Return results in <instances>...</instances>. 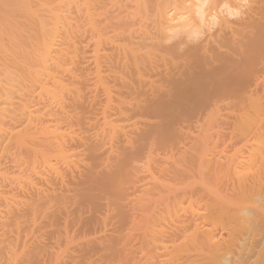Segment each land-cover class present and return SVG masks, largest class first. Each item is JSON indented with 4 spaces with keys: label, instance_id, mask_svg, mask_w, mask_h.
<instances>
[{
    "label": "bare ground",
    "instance_id": "obj_1",
    "mask_svg": "<svg viewBox=\"0 0 264 264\" xmlns=\"http://www.w3.org/2000/svg\"><path fill=\"white\" fill-rule=\"evenodd\" d=\"M242 3L244 0H0V264H40L49 257L52 260L47 264H91V257L101 248L100 242L93 245L90 240L96 227L91 221L94 225L96 221L89 215L103 208L102 199L108 202L101 193H113L116 204L115 196L123 194V187L127 189L123 183L128 164L143 159L144 165L154 152L157 156L151 157H158L159 145L153 152L147 143L173 146L181 135L188 138L190 134L193 150L189 151L190 146L183 149L193 152L190 162L196 158L189 163L196 167L188 173H193L189 177L197 185L175 187L173 195L172 186L164 185L170 187L171 196L165 197L168 190L163 189L169 202L164 205L167 199L160 206L167 208V214L159 219L175 230L168 234L162 223L164 228L159 231L155 223L150 226L157 206H148L153 208L148 209L151 216L141 213L151 219V230L144 222L142 229L147 232L131 223L132 227L137 233L144 232V238L149 230L151 237V227L155 228L157 234L146 237L151 243L142 241L157 245L156 251L162 249L158 254L162 252L165 262L161 264H264V88L258 93L254 87L264 80L260 74L264 72V0H247L243 14L239 11ZM114 8L121 12L113 13L117 17L111 19L113 23L106 14ZM93 107L99 108L100 112L95 109L98 116H91L96 113ZM221 126L229 128V133L219 132ZM216 130L225 135L220 137L223 141H218ZM134 135L139 143L134 142L133 150L127 149ZM172 146L169 150L176 148ZM177 156L176 160L184 158L183 154L180 159ZM173 158V164L179 162L174 163ZM164 162L160 168L150 161L145 170L139 167L149 178L146 184L152 180L163 185L169 167ZM189 164L190 171L193 166ZM101 167L107 172H100ZM175 172L178 169L168 173L167 180L175 175L176 185L182 186L186 181H176L180 175L177 178ZM152 190L149 194L147 189L143 191L147 196L160 191ZM144 194L141 196L146 198ZM154 195L148 198L154 204L158 197L163 200L161 193L157 200ZM81 211L82 215L91 213L84 219ZM98 213L90 217L98 221ZM139 219L148 223V219ZM45 228V234L57 239L58 246L50 241L58 248L53 252L49 242H42V235L37 237ZM30 233L35 235L29 238ZM114 243L116 250L119 247ZM121 249L115 252H123ZM144 249L139 251L144 254ZM109 250L113 252L112 244ZM158 254H154L157 259Z\"/></svg>",
    "mask_w": 264,
    "mask_h": 264
},
{
    "label": "rangeland",
    "instance_id": "obj_2",
    "mask_svg": "<svg viewBox=\"0 0 264 264\" xmlns=\"http://www.w3.org/2000/svg\"><path fill=\"white\" fill-rule=\"evenodd\" d=\"M110 10H111V9H110ZM110 10H109V12H107L108 14H106V16L108 17V19L110 20V22L112 21V22L114 23V21H113L114 18H113V17H116V14L114 15L113 13H117L118 11L115 12L116 8H114V11H113V9H112V10H111L112 13H110ZM118 10H119V12H121L120 9H118ZM119 12H118L117 14H120ZM109 14H110V15H109ZM111 14H113V16H112ZM118 16H119V15H118ZM107 17H106V18H107ZM109 17H111V18H109ZM111 19H113V20H111ZM115 19H117V17H116ZM109 20H108V22H109ZM115 21H117V20H115ZM110 22H109V23H110ZM110 25H111V23H110ZM88 48H89V47H88ZM88 48L86 47L85 49L87 50ZM89 49H90V48H89ZM89 49H88V50H89ZM86 50H85V51H86ZM88 50H87V51H88ZM87 72H88V71H87ZM87 72H86V73H87ZM89 73H90V71H89ZM260 74L264 75V72H260ZM260 80H261V78H260ZM261 81H262V80H261ZM261 81H260V82H261ZM260 82H259V83L257 82L259 85L256 83V85H258V86H254V87H256V88L258 87V88H257L258 90H257L256 88H254V89L257 90V91L255 90V92H258V93L262 92V93H263L264 90L261 91V90H262L261 87L264 88V85H263V84H264V80H263V84H261ZM90 83H91V82H90ZM253 85H255L254 82H252L251 87H253ZM260 85H261V86H260ZM251 87H250V89H251ZM260 88H261V89H260ZM252 89H253V88H252ZM253 91H254V90H253ZM259 91H260V92H259ZM263 95H264V93H263ZM100 98H101V96H99V99H100ZM99 99H98V97L96 98L97 101H99ZM96 104H98V103H96ZM94 106H96V105H94ZM97 107H101V105H100V106L97 105ZM93 109H94V107L92 108V110H93ZM95 109L98 110L99 108L97 109V108L95 107ZM95 109H94L93 111L96 112V113L93 114V111H91L92 114H93V115H91V116H94V115L98 116V115H99V114H97V111H95ZM98 111L100 112V110H98ZM91 112H90V114H91ZM87 114H89V113H87ZM90 114H89V117H91ZM94 117H95V116H94ZM94 117H91L92 120H94V121L91 120V122H93V123L95 122V119H93ZM91 118H90V119H91ZM222 124H223V123H222ZM220 125H221V124H220ZM223 125L226 126L227 124H226V125L223 124ZM224 126L219 127V128L222 129L223 131H219V130H218V131L221 132L222 134H226V133H225V130H226V127H227V126L225 127V129H223ZM222 127H223V128H222ZM193 129H194V128L192 127V131H193ZM229 130H230V129L227 128L226 132L229 133ZM218 131L216 130V132H218ZM138 132H139V131H138ZM219 132H218V134H220ZM193 134H195V133H193ZM215 134H217V133H215ZM215 134H214V137H215ZM218 134H217V135H218ZM222 134L216 136V137H219V138H217V139H219L218 141H220V142L223 141V140H221V138L225 137V135H222ZM185 135H186V134H185ZM227 135H228V134H227ZM179 136H180V135H179ZM179 136H178V139H179ZM182 136H183V135L180 136V139H183L184 141H183V140L181 141L180 139L177 140V143H178V141H179V144H177V143L175 144L176 141H174L173 143H174L175 145H173V146L176 147V148H173L172 150H169V149H171V146H172L171 143H170V145L167 144V146H170L169 149H166V148H165L166 145H165V144H162L163 146L165 145L164 148L166 149V151L168 150V151H167V154H166V151H164V150H165L164 148H163L162 151L160 150V149H162L163 146L160 145L161 143H160L159 141H157L156 143L153 142V143H152L153 146L151 145L152 147L149 145V144L151 143V142H150V141H151L150 138L146 140V141H149L150 143H147V142H146V143H147L148 146H149L148 149L152 148V149H153V152H154L155 149L158 151V147H160V148H159V152L161 151V153L158 152V157H156L157 154H156L155 152H154V153H151V156H152V154H155V155H156V156L154 155L153 157H154V158L156 157L155 159H157V160H153V157L149 156V158H152L151 160L149 159L150 163H151L153 166H155V167H159V168H160V165L163 166V165L165 164V162H164V163H161V162H163V161L166 160V165H169V167L164 166V167H167V168H168V170H166L167 168L164 169V171H165V170L168 171L166 174L168 175V173H171V171H175V170L177 171V169H178V172H175V173L177 174V178H179L178 176L180 175V179H177L176 181H178V180L180 181V180L182 179V182H183L184 180L186 181L185 184H183V185L181 186V185L177 182L178 185H176L175 180H174V178H175V175H174V174H175V173L173 174V175H174V178H173V176H171V177H169V180H167V179H168V178H167L168 176H167L166 174H164V173H165L164 171H162V172H163L162 174H163V175H166V176H165L166 178L163 177V178L165 179V181L167 180L166 183H165L164 179L162 178V179H160V180H161V181H164L163 185H162V182L159 181L160 184L157 182L159 185L155 183V184H156V186H155V184L152 183V182H154V181H152V180H150V181H151V182H150L151 184H150L149 182H148V184H146L147 181H149V180H148L149 178L147 177V179H146V175H145L146 171H144L145 168H143V167H144V165L147 164L149 161L147 162V156H148V155H145V156H146V159H145L146 161H145V162H147V163H145V164L143 165V163H144V160H143V159H142L143 161H142V160H139V161H141V162H139V161H134V160H133V161H131V162H133V163H130V164H132L131 167H130V164H128V166L126 167V168L129 170L130 173H129L128 171H127V172H128V173H127V172H126L127 169H125V181H124L123 185H126L125 188H127V189H124V187L122 186L123 189H124V190L121 189V191H120V192L124 191L123 194L121 193V196H122V197L120 196V193L118 194V195L120 196L121 199L123 198V200H121L120 198L117 199V196H118V195H117V194H114V195H117V196H115V198H116V204H115L114 196H112L113 193H112V195H111V194H106V193L104 192L105 194H104V193H101V194H102V195H105V197L107 196L106 198L108 199V200H107L108 202H106L105 199H104L105 201H103V199H102L101 201H102L103 204H105V205L108 206V207L106 206L108 209L105 208V205L103 206V204L100 203V206L103 207L102 209H101V207H100V209H101L102 211H104V212H102V211L98 208V209H99V212L101 211L100 213H98V209H97L96 212L94 211L95 213L91 214L92 216L97 217V213H98V214H99V218H96V219H99L98 221L95 220L94 217H93V218L90 217L91 215H89V214H90L91 212H89V214H88V213H87L88 211H85V212L87 213V215H86V213H85L84 211H83V212L85 213V215H84V213H83V215H82V211H81V214L79 213V215H82L84 219H87L88 217H86V216L89 215V219H92V220H94V222H95V221L97 222V223L95 222V225H94V223H92V221H91V224H92L93 226H96V227L98 226V228L94 227V230H95V229H98V232H97V230H95V231L93 230L94 233H91V234H90L91 236H92V235H93V236L95 235V237H96V236H98V233L101 232V233L99 234V236H98L99 238H98V237L93 238V236H92L93 239L98 240V241H94L93 239H91V236L89 235V236H90V240L93 242V245H94L95 242H97V243L100 242L99 244H100V248H101V249L98 248V249L96 250L97 252L94 253L95 255L92 254L94 258L91 257V259H90V260H92L91 264H95V263H96V264H102L103 262H104V264H108V263H109V264H116V263L118 264L119 262H120L119 264H126V262H129V263H127V264H138L139 261H142V262H145V264H148V262L151 261V260L149 259V257H150L151 259L154 258V259H153L154 261H151V263H153V264H154V262H155V264H157L158 261H159V263H160V262H165V261H164V260H165L164 257H162V252H161L160 254H158V252H160L162 249L160 250V249L158 248V251H156L155 248H157V245L154 246V245L151 244V246H150V244H148V243H151V241H150L149 239L147 240L146 237L151 233V231H150V230H151V229H150V226H153V223H155L154 226L156 225L155 228L158 226L156 231H159L158 228H161V227L164 228L163 225L167 224V223L163 220V218H162L163 222H161V219H159L160 217H163V215L165 216V215L167 214V208H165L166 210H165L164 208H162V209L164 210V211H163V210L161 209V207H160V206L164 207V205H167V203L169 202V198H165V199H164V196H165V197H166V196H167V197H168V196L170 197L171 195H173V194H174L173 189H175V187H176L175 190H177V189L181 190V188H182V189H185L184 187L188 188V187H192L191 185H194V186L197 185V182L195 181V178L191 179V178L193 177V175H192L193 173H192V174H189V173H188V172L191 173V172H192V169H194V168L196 167V164H194V165L189 164V163H192V162L194 163V160L196 161V158H195L194 160L192 159L191 162H190V160H189V159L192 158V154H193V152H187L189 149H190L189 151L193 150L192 147H191V145L193 146V140H191V139H192V134H190L188 138L186 137L187 135H186L185 137H184V136L182 137ZM222 136H223V137H222ZM216 137H215V139H216ZM220 137H221V138H220ZM136 138H137V136L134 135V138L132 139V143H131V144H134V142H135V144H136V142H137V141H136ZM185 138H186V139H185ZM189 138H190V139H189ZM217 139H216V140H217ZM223 139H224V138H223ZM189 140L191 141V143H190ZM180 141H181L182 143H183V142H184V143L181 144ZM186 141H187V142H186ZM188 142H189V143H188ZM220 142H219V143H220ZM127 143H128V142H126V143L123 142L122 144L125 145V144H127ZM138 143H139V142H137V145H138ZM158 143H159V144H158ZM173 143H172V144H173ZM129 144H130V142H129ZM131 144H130L131 148L128 147V145L125 146V147H126L127 149H131V150H133V149L135 148V146H137V145H135V144L132 146ZM154 144H155L156 146H154ZM184 144H185L187 147L182 146V145H184ZM189 144H190V145H189ZM220 144H221V143H220ZM123 145H122V146H123ZM157 145H159V146L157 147ZM179 145H180V147L182 146V149H183V148H189L188 146H190V148H189V149H185L186 151H184V149L181 151V148H179ZM161 146H162V147H161ZM167 146H166V147H167ZM173 146H172V147H173ZM177 146H178V148H177ZM219 146L223 148V146H221V145H219ZM155 147H156V148H155ZM220 147H219V148L217 147V149L221 150ZM132 148H133V149H132ZM152 149H151V151H152ZM177 149H180L179 152H181V153L183 152L182 154H183V157H184V158H185V155H186V152H187V154H188L187 156H188V157L186 156L187 159L185 158V161H186V162L184 161L185 163H181L182 160H183L184 158H182V160L180 159L181 156H182V154H179L178 152H176V151H178ZM217 149L214 150V152H216V153L213 152L215 156H218V152H219V151H218ZM174 150H176V151H174ZM147 151H148V150H147ZM157 151H156V152H157ZM171 153H172V155H171ZM184 153H185V154H184ZM189 153H190V154L192 153L191 156H190ZM146 154H147V153H146ZM165 154H166V155H165ZM169 154H170V155H169ZM174 154H175L176 156H177V154L180 155V156H177V158L179 157L180 160H178V159L176 160V156H175ZM106 155H107V154H105L103 157H105ZM168 156H169L170 158H169ZM172 156H174V158H175V159L173 158L174 163L177 162V161H179V162L173 164V161H172V159H171ZM162 157H163V158H162ZM190 157H191V158H190ZM160 158H162L161 160H163V161H161ZM166 158H167V159H166ZM168 158H169L170 160H169ZM188 158H189V159H188ZM164 159H165V160H164ZM152 160H153L154 162H153ZM159 160H160V162H159ZM167 160H168V162L170 161L171 164H170V163L168 164ZM187 160H188V161H187ZM104 161L106 162V160H104ZM155 161L159 162L160 165L157 166L158 163L155 162ZM135 162H137V163H135ZM187 162H188V163H187ZM9 163H12V164H9V165H12V167H14L13 165H16V164H17V163L14 164V161H9ZM156 163H157V164H156ZM186 163L189 164L190 166H191V165L193 166V167H191V170H190V171H189L190 168H189V166H188ZM181 164H183V167H184V168L181 166ZM103 165L105 166L106 164H102L101 166L103 167ZM134 165H137V167L134 166ZM171 165H173V166H171ZM175 165H177V166H175ZM179 165H180V166H179ZM185 165H186V168H185ZM140 166H141L144 170H143L142 168H140V171H139V167H140ZM178 166L180 167V169L178 168ZM187 166H188L189 169L187 168ZM15 167H17V165H16ZM102 167H101V171H100V172H102V171L104 172L105 170H107V166L105 167V168H106L105 170H103ZM134 167H135V168H134ZM176 167H177V168H176ZM22 168H23V167H22ZM162 168H163V167H162ZM174 168H176V169H174ZM182 168H183V169H182ZM108 169H109V167H108ZM169 169H172V170L170 171ZM184 169H185V170H184ZM186 169H187L188 171H187ZM99 170H100V169H99ZM179 170H180L181 172H182V170H183V172H184V171H185V172H184V173H181V172H180V174H179ZM107 171H109V170H107ZM107 171H105V172H107ZM169 171H170V172H169ZM126 173H127V174H126ZM129 174L132 175V176H131V177L128 176ZM142 174L145 175V177H144ZM169 175H170V174H169ZM171 175H172V173H171ZM184 175L187 176V177H183ZM189 175H191L192 177L190 176V177H191V178H190ZM126 176H128V180H127V177H126ZM138 176H139V177L141 176V177L139 178ZM181 176H182V177H181ZM129 177H130V179L132 178V180L129 181ZM135 177H137V178H135ZM194 177H196V176H194ZM183 178H185V179H183ZM186 178H188V180H187ZM139 179H140V180H139ZM142 179H143V180H142ZM170 179H173V181L170 180ZM175 179H176V178H175ZM127 181H128V182H127ZM185 181H184V182H185ZM190 181H191V182H190ZM129 182H130V183H129ZM171 182L175 183L176 186H174V184H171ZM182 182L180 181L181 184H182ZM126 183H127V184H126ZM139 183H140V184H139ZM143 183H145L146 185H149V189H150V190L155 189V191H157V192H158L159 190H160V191H163V189H166L167 187H165L164 185L167 184L166 186H169V185L172 186V190H171V191H172L173 193H172V194L170 193V192H171V191H169V188H170V187L167 188V190H168L167 193H165V192H166L165 190H164L163 192H160V191H159V193H156V195L158 196V194H159V196H160V193H161V196H162L161 199L163 198V200L160 201V197H158L159 200H158V201H155V204H154L153 202L149 201L148 198L151 199L150 197H153V195H154L155 193L147 196V194H149V191H150V190H149L148 187L145 186V184H143ZM187 183H188V186H187ZM194 183H196V184H194ZM160 185L162 186L161 189L159 188ZM189 185H190V186H189ZM150 186H151V187H150ZM163 186H164L165 188H163ZM179 186H180L181 188H179ZM143 187H144L145 189L148 190V193L145 192V191H143V190H145V189H142ZM154 187H155V188H154ZM177 187H178V188H177ZM156 188H157L158 190H156ZM179 190H178V191H179ZM136 191H137V192H136ZM152 191H154V190H152ZM14 192H15V191H14ZM79 192H80V191H79ZM94 192H95V191H94ZM96 192H97V191H96ZM134 192H135L136 194H135ZM144 192L147 193V194H144ZM176 192H177V191H176ZM180 192H181V191H180ZM114 193H115V192H114ZM125 193H126V194H125ZM140 193H142V194H140ZM150 193H151V191H150ZM152 193H153V192H152ZM163 193H165V194H163ZM137 194H138V195H137ZM143 194L147 196V197H146L147 199H146L145 197L141 196V195H143ZM162 194H163L164 196H163ZM166 194H168V195H166ZM169 194H171V195H169ZM109 195H111V196H109ZM124 195H125L126 197H125ZM139 195H140L141 198L139 197ZM156 195H154V196H155V199L157 200L158 198H157ZM108 196H109V197H108ZM119 196H118V197H119ZM136 196H137V197H136ZM149 196H150V197H149ZM103 197H104V196H103ZM105 197H104V198H105ZM134 197L136 198V200H135V199L132 200ZM138 197H139V198H138ZM111 198H113V199L111 200ZM128 198H130V199H128ZM142 198H143V199H142ZM75 199H76V198H74L73 200H75ZM78 199H79V198L77 197V200H78ZM138 199H141V200L139 201ZM144 199H146L147 202H146ZM167 199H168V201L165 202ZM110 200H111V204H113L112 202H114L113 205H110V204H109V203H110ZM113 200H114V201H113ZM119 200H120V201H119ZM124 200H125V201H124ZM130 200H131L132 202H130ZM142 200H143V201H142ZM153 200H154V198H153ZM101 201H100V202H101ZM137 201H138V202H137ZM141 201H142L143 204H144L143 206H142V202H141ZM163 201H164L166 204L163 203L164 205H162V202H163ZM105 202H106V203H105ZM117 202H118V203H117ZM119 202H121V206L119 205V204H120ZM125 202H126V203H125ZM135 202H136L137 204H136ZM145 202L148 203L149 205H147ZM150 202L153 203V206L150 205ZM156 202H157V203H156ZM158 202H159V203H158ZM160 202H161V203H160ZM133 203H134L135 205H134ZM101 204H102V205H101ZM108 204H109V205H108ZM131 204H132V206H131ZM114 205H115V207H114ZM117 205H118V207H117ZM140 205H141V208H142V209H140ZM109 206H110V208H113V210L110 209ZM148 206H149V207H153V208H156V207H154V206H157V208H156V210L154 209L155 212L153 213V210H152L153 208H152V209H151V208H148ZM133 207H134V209H133ZM158 207H160V210L163 211V213H162V212H158V210H159ZM69 208H70V207H69ZM72 209H73V208H72ZM72 209H71V208L69 209V210H70V213L73 212V211H71ZM105 209H106V210H105ZM114 209H115V210H114ZM146 209H147V210H146ZM148 209H149V210H150V209L152 210V214H151L152 216L150 215V212H151V211L149 212ZM85 210H86V209H85ZM87 210H88V209H87ZM108 210H109V211H108ZM140 210H141V212H140ZM143 210H144V211H143ZM160 210H159V211H160ZM106 211H108V212H106ZM115 211H116V212H115ZM120 211H121V212H120ZM126 211H127V212H126ZM111 212H112V213H111ZM134 212H135V215H133ZM144 212H147V213L149 212L148 214L151 216L152 221H153V220H154V221L156 220V221H155V222H154V221L152 222L150 218H145L146 216L144 217V214H143V215L141 214V213H144ZM73 213H74V212H73ZM109 213H110V214H109ZM132 213H133V214H132ZM156 213H158V215H157ZM160 213H161V215H159ZM95 214H96V215H95ZM103 214H104V215H103ZM123 214H124V215H123ZM153 214H155V217H156V218H157V216H158V218H157V219H154L155 217H154ZM108 215H109V218H107ZM111 215H112V216H111ZM119 215H121V216L119 217ZM145 215H147V214L145 213ZM82 216H81V217H82ZM132 216H133V217L135 216V218H133ZM140 216H141V218H144V220H145V219H148V223L145 222V221H143V219H139V220H138V218H140ZM142 216H143V217H142ZM159 216H160V217H159ZM118 217H119L120 219H118ZM129 217H130V218H129ZM147 217H148V216H147ZM153 217H154V218H153ZM165 217H166V216H165ZM182 217H183V216H182ZM184 217H185V216H184ZM102 218H103V220L106 219V220L104 221L105 224L103 223ZM104 218H105V219H104ZM124 218H125V219H124ZM129 219H130V220H129ZM117 220H118V221H117ZM158 220H159V221H158ZM115 221H116V222H115ZM128 221H130V222H128ZM132 221H133V222H132ZM135 221L137 222L136 224H138V223L140 222L139 225H140V224H143V225H142V226H141V225H140V226H139V225H134V224H135ZM146 221H147V220H146ZM101 222H102L103 224H102ZM143 222L146 223L145 225H148V226H149V223L152 222V223L150 224V226L148 227V228L150 229L148 232H150V233H146L145 238L142 237V236H143L142 234H143L145 231L147 232L148 229H147V228H145L146 230H145V229H142V227L144 226V223H143ZM156 222H158L159 225H158ZM129 223H130V225H129ZM131 223L133 224V226H136L139 230L141 229V230L144 231V232L142 233V231H139V232L137 233L136 231H138V229L135 230L136 227H135V229H134V227H132V224H131ZM161 223H162L163 225H162ZM97 224H98V225H97ZM107 224H108L109 226H108ZM81 225H82V222H81ZM99 225H101L102 227L99 226ZM103 225H104V226H103ZM106 225H107V226H106ZM115 225H117V227H119V228H117ZM119 225H120V226H119ZM161 225H162V226H161ZM93 226H92V227H93ZM129 226H131L132 228L129 227ZM168 226H172V225H169V224H168ZM99 227H100V228H99ZM165 227H166V228H165V229H166V232L168 231L169 233H170V230H171V232H172L173 230H175V228H173V227H172V228H171V227L169 228V227H167L166 225H165ZM47 228H48V227H47ZM104 228H105V229H104ZM107 228H108V230H106ZM109 228H110V229H109ZM126 228H127V229H126ZM151 228H152V233H153V234H151V235L153 236V235L157 234V232H155V230H154L155 228H154V229H153V227H151ZM167 228H168V229H167ZM91 229H92V228H91ZM103 229H104V230H103ZM118 229H119L120 231H119ZM131 229L134 230V232L137 233V234H135ZM165 229H164V230H165ZM45 230H46V228H45L44 230L42 229V230L40 231L41 233L38 231L37 233H38L39 235H37V234H36V235H37V237L40 236V235H42V236L44 237V238H43L42 236L40 237L41 239L43 238V239H42V242H45V240H46L47 242H49V247H48V248H49V250L51 249L50 252H53V249L55 250V249L57 248V246H58V245L56 244V243H57V239H56V240L54 239V241H55V242H54V241L52 240V236H51V234H49V233H46V234H45V233H44ZM48 230H49V229H48ZM114 230H115V232H114ZM124 230H125V231H124ZM153 230H154V231H153ZM122 231H123V232H122ZM117 232H119V233H117ZM130 232H132V233H130ZM140 232H141V236H139ZM154 232H155V233H154ZM166 232H165V233H166ZM168 232H167V233H168ZM96 233H97V234H96ZM112 233H113V234H112ZM129 233H130V234H129ZM167 233H166V234H167ZM169 233H168V234H169ZM30 234H31V233H30ZM48 234H49V236H50L51 239H50V238H47V237H49V236H47ZM101 234H102V235H101ZM106 234H107V235H106ZM110 234H111V237H110ZM117 234H118V235H117ZM125 234H126V236H125ZM127 234H128V235H127ZM144 234H145V233H144ZM34 235H35V234H34ZM34 235L31 234V235L29 236V238H31V236H34ZM53 236H54V235H53ZM103 236H104L105 238H104ZM113 236H114V237L116 236V237L114 238ZM119 236H120V237H119ZM122 236L124 237V239H122V238H123ZM129 236H130L131 238H133L134 236H135V237H134V239H131ZM152 236H151V237H152ZM35 237H36V236H35ZM60 237H61V236H58V239L61 240V243H62L63 240H62V237H61V239H60ZM101 237H102V238H101ZM108 237H109V238H108ZM125 237H126V239H125ZM138 237H139L141 240H140ZM151 237L148 236V238H151ZM32 238H33V237H32ZM45 238H46V239H45ZM100 238H101V241H99ZM110 238H111V239L114 238V241H112ZM135 238H136V239H135ZM106 239H107L108 241H109V239H110V241H112L113 243L115 242L116 245H115V243H114V246H117V247H119L120 249L122 248L120 251H123V252H119V251H117L118 254L116 255V258H115V254H116L117 252H115V251H116V250H119V248H115L116 250H114V249H113V248H114V247H113V243H111L110 241L108 242ZM116 239H117V240H116ZM130 239H131V240H130ZM142 239H143V241L146 239L147 241H146V240H145V241L148 242V243H146V242H144V243H146L147 245H149L151 248L154 247L155 250H154V249H151L150 247H148V246H146V245H144ZM180 239H181V238H180ZM182 239L184 240L183 237H182ZM104 240H106V241H104ZM119 240H120V241H119ZM123 240H124V241H123ZM134 240H135V241H134ZM50 241L53 242V244H56L57 246L55 245V247H53L54 245H53ZM122 241H123V242H122ZM140 241H141V243H140ZM149 241H150V242H149ZM178 241H179V240H178ZM58 242H60V241H58ZM104 242H105V243H104ZM121 242H122V243H121ZM182 242H183V241H182ZM45 243H46V242H45ZM45 243H44V245H45ZM108 243H109V247L106 245V244H108ZM117 243H118V245H117ZM131 243H132V244H131ZM177 243H178V242H177ZM179 243H181V241H180ZM47 244H48V243H47ZM95 244H96V243H95ZM101 244H102V245L104 244V246L102 247ZM111 244H112V251H113L112 253L110 252L111 250H109V249L111 248ZM119 244H121V245H119ZM129 244H130V245H129ZM133 244H134V245H133ZM50 245H52V247H51ZM105 245H106V246H105ZM123 245H124V246H123ZM135 245H136V246H135ZM137 245H138V246H137ZM142 245H143V246H142ZM47 246H48V245H47ZM63 246H64V245H62L61 248H62ZM95 246H96V245H95ZM98 246H99V245H98ZM130 246H132V247H130ZM50 247H51V248H50ZM104 247H105L106 249H107V247H108V249H107V250H104V249H105ZM124 247H125V248H124ZM128 247H129V248H128ZM140 247H141V249H139ZM144 247H145V248L148 247V248H146V250H145ZM158 247H159V246H158ZM103 248H104V249H103ZM127 248H128V249H127ZM132 248H133V249H132ZM135 248H136V249H135ZM149 248H150V250H149ZM57 249H58V248H57ZM143 249H144V254H143V252H142ZM102 250H103V251H102ZM131 250H132V252H130ZM139 250H142V251L140 252ZM151 250H152V251H156V252H154V254L156 255V253H157V254H158L157 257H160V256H161V257L157 259L156 256H155L154 254H151V253H153V252H150ZM57 251H59V250H57ZM98 251H99V253H98ZM148 251L150 252V254L147 255L148 258H147L146 260H149V261H145V258H146L145 255H146V253H149ZM106 252H107V254H106ZM108 252H110V254H112V255H111L112 257H113V254L115 253V254H114V257H113V258L110 257V256L108 255ZM128 252H129V253H128ZM139 252H140V253H139ZM97 253H98V256H96ZM100 253H101L102 255H101ZM120 253L123 254V257H122V255H121ZM137 253H138V254H137ZM49 254H50V253H48V255H49ZM103 254H104V256H103ZM119 254H120V255H119ZM126 254H127V255H126ZM48 255H46V257H48ZM51 255H52V254H50L49 256H51ZM99 255H100L101 257L103 256V257H105V258H99V257H100ZM131 255H132V256H131ZM133 255H134V256H133ZM150 255H151V256H154V257H151ZM159 255H160V256H159ZM106 256H109L110 259H109L108 257H106ZM120 256H121V257H120ZM128 256L130 257V259H129ZM135 256H136V258H134ZM144 256H145V258H144ZM119 257H120V259H119ZM141 257H142L143 259H142ZM98 258H99V259H98ZM111 258H112V259H111ZM122 258H123L124 261L122 260ZM126 258H127V259H126ZM140 258H141L142 260H140ZM96 259H98V260H100V261H97ZM103 259H104V260L106 259L107 262H105ZM128 259H129V260L132 259L133 261H132V260L129 261ZM136 259H137V260H136ZM156 259H157V260H156ZM160 259H161L162 261H161ZM48 260L51 261L52 258H50V257L47 258V259L45 258V260L43 261V263L46 261L44 264H47V261H48ZM66 260H67V259H66ZM94 260H95V263H93ZM113 260H114L115 262H113ZM126 260H127V261H126ZM135 260H136V261H135ZM143 260H144V261H143ZM102 261H103V262H102ZM134 261L137 262V263H135ZM156 261H157V263H156ZM40 262L42 263V261H40ZM78 262H79V261H78ZM78 262H76L75 264H79ZM131 262H132V263H131ZM142 262H140L139 264H144V263H142ZM146 262H147V263H146ZM41 263H40V264H41ZM43 263H42V264H43ZM151 263H149V264H151ZM159 263H158V264H159ZM48 264H50V262H48ZM160 264H161V263H160ZM163 264H166V263H163Z\"/></svg>",
    "mask_w": 264,
    "mask_h": 264
},
{
    "label": "clouds",
    "instance_id": "obj_3",
    "mask_svg": "<svg viewBox=\"0 0 264 264\" xmlns=\"http://www.w3.org/2000/svg\"><path fill=\"white\" fill-rule=\"evenodd\" d=\"M246 2H247V0H244V3H242L239 6V11H240L241 14H243V12L245 10ZM165 43H171V41L170 40H166Z\"/></svg>",
    "mask_w": 264,
    "mask_h": 264
}]
</instances>
